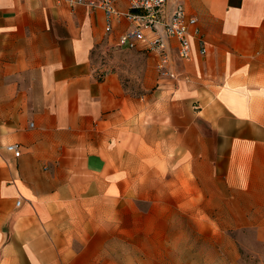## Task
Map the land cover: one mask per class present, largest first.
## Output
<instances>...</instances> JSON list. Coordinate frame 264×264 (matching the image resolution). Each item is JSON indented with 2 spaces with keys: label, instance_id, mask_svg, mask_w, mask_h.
<instances>
[{
  "label": "crops",
  "instance_id": "crops-1",
  "mask_svg": "<svg viewBox=\"0 0 264 264\" xmlns=\"http://www.w3.org/2000/svg\"><path fill=\"white\" fill-rule=\"evenodd\" d=\"M187 9L206 53L193 39L171 79L157 57L124 49L145 63L131 93L100 56L118 47L125 18L107 34L101 9L0 0V264L101 262L69 222L145 176L179 200L199 235L190 245L218 247L196 264H264V0ZM12 144L19 158L4 150Z\"/></svg>",
  "mask_w": 264,
  "mask_h": 264
},
{
  "label": "rangeland",
  "instance_id": "rangeland-1",
  "mask_svg": "<svg viewBox=\"0 0 264 264\" xmlns=\"http://www.w3.org/2000/svg\"><path fill=\"white\" fill-rule=\"evenodd\" d=\"M100 56L121 71L131 93H140L138 82L132 84L131 76L144 66L143 57L118 47L102 50ZM145 177L141 182L129 181V190L120 191V197L109 200L107 207L88 203L73 215L69 236L91 240L94 251L98 248L94 258L102 257V261L93 264H196L198 256L216 253L218 247L190 245L187 239L199 235L187 215L181 213L179 200L165 197L163 183ZM134 186L141 190L134 191ZM156 186L160 190L153 188ZM210 234L206 231L204 236ZM238 254L244 258V247Z\"/></svg>",
  "mask_w": 264,
  "mask_h": 264
},
{
  "label": "built area",
  "instance_id": "built-area-1",
  "mask_svg": "<svg viewBox=\"0 0 264 264\" xmlns=\"http://www.w3.org/2000/svg\"><path fill=\"white\" fill-rule=\"evenodd\" d=\"M57 1L73 8L103 10L107 34L112 32L116 18H125L131 27L120 36L117 46L157 57L160 78H178L174 73L175 57L183 62L190 61L193 39H199L201 54L206 53L199 21L188 12L187 0H125L129 3V11L123 14L116 9V3L121 0ZM4 150L15 158L21 156L18 144L8 145ZM20 204L18 202V206Z\"/></svg>",
  "mask_w": 264,
  "mask_h": 264
}]
</instances>
